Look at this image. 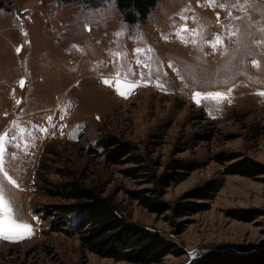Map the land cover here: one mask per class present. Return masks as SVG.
Here are the masks:
<instances>
[{
    "label": "rangeland",
    "instance_id": "obj_1",
    "mask_svg": "<svg viewBox=\"0 0 264 264\" xmlns=\"http://www.w3.org/2000/svg\"><path fill=\"white\" fill-rule=\"evenodd\" d=\"M117 79L139 86L122 96ZM262 93L264 0H160L135 23L115 0H0V135L15 182L0 172V186L31 227L0 238V264H131L82 247L83 216L63 208L69 182L112 196L182 252L159 264L248 263L264 250ZM107 139L134 150L112 165ZM243 159L258 174L230 173ZM134 191L202 210L151 213Z\"/></svg>",
    "mask_w": 264,
    "mask_h": 264
},
{
    "label": "trees",
    "instance_id": "obj_2",
    "mask_svg": "<svg viewBox=\"0 0 264 264\" xmlns=\"http://www.w3.org/2000/svg\"><path fill=\"white\" fill-rule=\"evenodd\" d=\"M68 3L79 0H58ZM119 12L130 23L145 19L160 0H115ZM106 148L105 158L112 165L119 164L121 159L128 156L134 147L127 143H116L110 139L104 143ZM132 160L137 157L132 156ZM222 159V156H218ZM232 158H225L222 162ZM258 165L248 159H243L236 164L229 166L230 173L253 177L259 169ZM129 176H136L138 168H131L125 171ZM171 176L165 175L160 180V184L168 185ZM167 181V182H166ZM61 195L67 201H72L67 207H63L66 212L74 211L83 216V226L79 231V239L85 250L97 255L100 258H108L114 262L125 261L131 264H159L165 256L172 254L180 256L182 252L177 251L172 241L163 237L156 230L145 226L130 223L118 211L117 204L112 196H103L102 192L93 188H82L75 182L62 185ZM144 192L134 191L129 195L137 200L142 207L151 213L162 214L171 209L175 215L183 214V210L189 209L190 213L201 211L200 207L175 206L171 208L167 203L161 202L156 197H145ZM198 197H207L203 192L197 194ZM209 195V194H208ZM83 229V230H82ZM246 264H264V250L256 253L252 252ZM217 256L216 254L213 257ZM233 259L227 256L226 259ZM227 260V261H226Z\"/></svg>",
    "mask_w": 264,
    "mask_h": 264
},
{
    "label": "snow or ice",
    "instance_id": "obj_3",
    "mask_svg": "<svg viewBox=\"0 0 264 264\" xmlns=\"http://www.w3.org/2000/svg\"><path fill=\"white\" fill-rule=\"evenodd\" d=\"M210 3H215V0H210ZM226 5H221V7H225ZM231 14V13H229ZM217 18L219 19V14H217ZM189 31L187 27H182L178 32L177 36L183 39L181 37V32H187ZM217 44L221 43L220 39L217 38L216 41ZM17 51L19 52L20 49L18 48ZM137 52L140 51V49L136 50ZM117 56L119 53L116 54ZM117 76L119 77V73H117ZM105 84H111L112 81L104 80ZM23 81H21V87H23ZM116 90L118 94L125 96L128 92H131L134 88L138 87V83H127L122 84L119 79L116 81ZM124 89V90H122ZM264 95V93H262ZM199 96L200 93H194L193 99L198 103L199 102ZM213 98L219 99L222 98L220 93L213 94ZM19 103V101L17 102ZM51 119V117H49ZM41 131H46V129H41ZM8 133H5L4 135H0V172L4 173V176L9 179V183H15L8 177V173L5 171V161H4V141L5 138L8 136ZM31 234V227L27 224L20 223L17 221L16 218H14L13 215V208L10 204V202L5 198L4 188L3 186H0V238L5 240H18L24 238L26 235Z\"/></svg>",
    "mask_w": 264,
    "mask_h": 264
}]
</instances>
